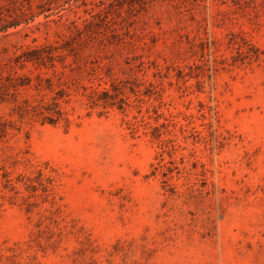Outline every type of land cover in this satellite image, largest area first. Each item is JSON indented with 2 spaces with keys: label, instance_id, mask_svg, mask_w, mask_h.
Returning <instances> with one entry per match:
<instances>
[{
  "label": "rangeland",
  "instance_id": "rangeland-1",
  "mask_svg": "<svg viewBox=\"0 0 264 264\" xmlns=\"http://www.w3.org/2000/svg\"><path fill=\"white\" fill-rule=\"evenodd\" d=\"M0 264H264V0H0Z\"/></svg>",
  "mask_w": 264,
  "mask_h": 264
}]
</instances>
